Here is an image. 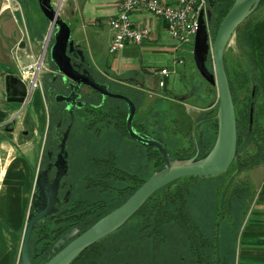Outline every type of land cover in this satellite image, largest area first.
Wrapping results in <instances>:
<instances>
[{"label":"trees","instance_id":"obj_1","mask_svg":"<svg viewBox=\"0 0 264 264\" xmlns=\"http://www.w3.org/2000/svg\"><path fill=\"white\" fill-rule=\"evenodd\" d=\"M233 2L234 0L209 1V7L212 10L209 24L214 29V36L220 21ZM263 4L264 0H261L257 8L235 29L234 38L238 50L236 54L237 60L231 57V51L234 50V46L232 45L228 46L224 54L225 68L236 107L238 128L236 156L232 163L236 162L239 170L245 166L264 163V14L259 15L256 13ZM209 60L208 56L207 64L210 67ZM89 67L98 80L108 82L106 77L96 73L97 69L93 64ZM249 83H252V85L248 93L240 96V90L247 88ZM162 87H164L163 84ZM99 94L102 97L100 92ZM101 97L97 101L98 104L92 106L94 111L88 112L87 123H89V128L95 125L96 131L100 134L107 123L114 122V125L119 130H123V128L125 130L126 110H122L120 103L123 99L107 96L103 100ZM110 98L116 99V103H111L109 101ZM110 105L115 107L116 110L111 112L109 110ZM251 105L254 107L252 124L250 123ZM168 107L170 105L161 99L150 103L149 107L144 111V115L158 112L161 118H163L160 121H164L165 119L170 122H173L172 120H180L179 116H176L173 111L170 112ZM217 112L218 105L213 109L202 112L197 117L195 125L198 129L202 122L208 121L212 128H214L213 140L206 139L201 132L199 139L196 137V145L198 147L194 149L178 148L171 154L172 157H189L194 155L198 148V157L204 156L211 149L217 135ZM163 127L167 128V125L163 123ZM169 128L172 131V136L178 130L177 127ZM141 129L161 140L164 138L168 139L161 132L148 130L145 122L141 124ZM249 145H254L255 149L253 151L246 150ZM244 150H246L245 153H242ZM145 157L147 161H153V171L164 166L162 154L153 145L147 146ZM93 162L96 174H90V176L85 178V182L89 188L101 189L98 190L100 193L88 189L89 192L95 193L96 199L92 201L87 199L88 196H93L87 192L88 194L85 197L80 195V199L74 200L71 207L65 208L58 213L59 217L57 221L50 220L54 224L55 230L60 229V232L64 233L76 226L81 230L86 229L98 218L121 204L147 178V176H141L124 169L118 162L116 155L106 154L105 148H103L101 154L95 156ZM228 170L229 168L224 172ZM211 176L213 175H187L162 186L151 194L127 221L116 230L86 247L69 264H177L173 261V258L171 259L173 242L169 238L170 228L173 229L176 225L184 233L185 238L182 240L187 239L186 249L188 248L192 254L193 261H203V258H205L207 259V264H213L214 261L215 264H218L220 262L218 228L222 222L220 219V216H222L221 207L224 205L227 196L233 194V192L235 195L241 193V190L245 192V188L240 185L232 187L231 183L226 184L219 200L220 190L218 191V201H216L217 204L214 208V235H206L194 214L191 199L194 195V185L196 182L200 178ZM112 180L119 183L115 182L113 184ZM112 188L116 194L108 198L105 192L107 189ZM225 195H227L226 198ZM229 200L228 197L230 211L231 202ZM219 202L220 204H218ZM243 209L245 212L246 207H243ZM46 225L51 226L50 223ZM42 227L44 226L42 225ZM38 230L37 243L40 241V237H42L40 229ZM36 232L37 230L33 232L30 239V251L33 260L37 264H42L48 257H38L37 255L43 253L46 247L50 248L51 240L55 239L57 235L53 238L44 236L48 239L42 241L40 249L35 248L38 244H35L36 241H34L33 249L32 242ZM45 234H49V231ZM180 242L183 243V241ZM204 249L206 257L203 255ZM209 249L210 253H212L213 249L214 256H208ZM183 254L184 252L182 254L180 252L177 253L178 259L181 261L185 257V261H189L190 255L184 256ZM226 259L225 256V260L223 258V261L225 262ZM219 264L223 263L220 262Z\"/></svg>","mask_w":264,"mask_h":264},{"label":"crops","instance_id":"obj_2","mask_svg":"<svg viewBox=\"0 0 264 264\" xmlns=\"http://www.w3.org/2000/svg\"><path fill=\"white\" fill-rule=\"evenodd\" d=\"M67 1V17L72 18L84 32L76 41L86 45L91 56L88 59L96 67V73L121 87H128L129 93L136 96L138 107L142 106L143 111L150 103L161 99L173 109L172 102L166 99L171 101L174 98L166 95L184 86L180 66L188 53H193L192 46L179 45L164 19L147 8H139L132 13L133 23L136 26L150 25V31L141 41L126 42L122 48L111 52V18L118 12V0ZM163 1L174 3L176 0ZM5 10V6H0V13ZM11 10L12 14L16 12L15 9ZM10 21L4 22L0 34H9ZM20 41L21 35L8 45L0 35V264L21 262L20 246L31 204L41 144L48 124V108L42 86L38 87L39 91L37 87L30 88L24 102L8 98L6 75H20L16 71L21 68L20 62L17 67L14 60ZM23 45L20 44L19 48L27 54V47L23 48ZM163 67H168V73L161 71ZM164 74L168 78L167 92L161 83ZM139 87L142 92L137 93ZM36 91L40 97L35 96ZM153 95L154 98L149 99ZM176 108L182 113L181 122H185L183 117L188 118V113L180 104ZM238 228L234 264H264V175L253 191Z\"/></svg>","mask_w":264,"mask_h":264},{"label":"water","instance_id":"obj_3","mask_svg":"<svg viewBox=\"0 0 264 264\" xmlns=\"http://www.w3.org/2000/svg\"><path fill=\"white\" fill-rule=\"evenodd\" d=\"M209 1L211 2L212 0ZM260 1L234 0L220 21L213 39H211L209 30V19L212 15V10L209 6L206 11L201 9L194 38L193 57L202 76L217 86L219 98L217 112L218 130L211 149L204 156L198 157V148L194 155L175 158L172 157L168 147L161 139L136 128L133 123L137 111L135 100L125 92L110 89L107 81L97 79L89 67L92 63L89 59L86 62L84 48L72 36L73 28L70 22L61 14L63 0H58V2L54 0H39L43 13L50 20L48 39L52 30L56 28L54 32L55 40L50 50V58L56 63L59 71L64 73L65 78L68 77L72 80V91L68 95L57 93V99H66L72 114L76 105L81 106L84 104L83 100H76L79 95L76 91L81 84L89 85L98 90L102 94L103 100L106 96L124 99L128 104L126 123L129 133L138 141L155 146L164 158V166L154 170L121 204L98 218L79 233V227L71 228L65 234V237L62 236L56 244L64 242L65 238L75 236L59 250L48 256V259L42 264H69L86 247L121 226L151 194L169 182L187 175H216L224 172L230 166L236 156L238 128L236 107L225 68L224 54L235 35L236 27L257 8ZM47 42L48 40L45 43V47ZM45 47L39 57V68L45 56ZM210 52L214 59V69H211L207 64ZM77 54H79L81 60L75 63L72 58ZM167 82V75L164 74L162 78L164 90L168 88ZM6 83L10 100L24 102L27 99L30 86L23 77L8 73L6 75ZM253 111L254 107L251 105V124L253 122ZM63 155L66 156L62 152L60 156ZM47 178V175L43 177L38 175L35 181L34 190L36 194L33 205L37 206V210H29L27 213L19 253L22 264H37L33 260L30 251V239L36 221L56 208L54 206V198L57 195V188L48 192L46 190ZM59 179L55 178L57 186Z\"/></svg>","mask_w":264,"mask_h":264},{"label":"rangeland","instance_id":"obj_4","mask_svg":"<svg viewBox=\"0 0 264 264\" xmlns=\"http://www.w3.org/2000/svg\"><path fill=\"white\" fill-rule=\"evenodd\" d=\"M58 2V0H54ZM0 6H5L7 10L0 13V31L2 30V26L5 21L10 20L8 24L9 34H0L3 39L4 43L11 45L16 38L21 35V41L24 42L23 48H26L25 51L22 48L16 47L15 50V63L17 67L24 66L26 64H35L39 61V54L44 51L45 43L48 40L49 35V25L48 22L50 21L49 18L43 13L39 0H0ZM15 9L16 12L12 14V10ZM257 14L261 15L264 14V4L256 11ZM61 14L70 22L73 33L72 36L79 38V36L84 34L78 28V24L68 15V1L63 0L62 7H61ZM209 30L211 39L214 38V29L209 24ZM85 50V54L87 57L90 56V52L86 48L85 44H81ZM234 46V50L231 51V57L235 60L237 54V48L235 44V38L233 37L231 43L228 46ZM228 48V47H227ZM35 53V58H34ZM209 64L210 68L214 69V59L212 53H209ZM18 59V60H17ZM13 60V61H14ZM20 62V65L18 63ZM13 63V66H16ZM45 63H41L43 68ZM47 66V63H46ZM16 68V67H15ZM19 74H22V67L16 70ZM180 73L181 78L183 79V87L176 92L167 93L166 96H170L174 99L168 100L167 102H172V107H177V104L182 106V109H185V112L188 113V118L183 117L182 121V113L180 110L171 109V106L168 107L170 112L173 111L176 116H179L181 120H169L165 119L164 121H160L161 116L158 112H151L149 115H144L143 122L148 127V130L154 132H161L165 137L162 141L166 144L168 149L171 151V154L178 148L182 149H194L198 147L196 145V137L199 139V134L202 132L203 136L206 139L213 140L214 138V128H212L211 124L208 121H204L201 123L200 127L197 129L195 127L197 123V116L205 112L209 109L215 108L219 103L218 98V89L215 84L210 83L206 80L202 74L200 73L199 69L196 66L193 53H188V56L184 58L180 66ZM252 83H249V86L245 89L240 90V96H244L248 93ZM41 87V86H40ZM113 90H123L125 93L130 92L129 88L126 86H119L116 82H111V87ZM39 88L37 87V90ZM164 89V87H163ZM39 91V90H38ZM35 96L40 97L39 92H35ZM155 95V94H154ZM153 96H149V99H153ZM165 95V94H164ZM35 97V98H37ZM100 96L96 98L98 101ZM109 101L111 103H116V99L110 98ZM121 107H125V102L120 101ZM163 106V105H162ZM186 107V108H185ZM167 108V109H168ZM141 109V110H140ZM143 108L142 106L137 111L135 116L138 117L141 115ZM180 112V113H179ZM169 116V115H168ZM88 116L82 110L79 116V124L82 130V134L80 135L82 141L80 142L81 146L78 149L76 146V154L77 150L80 156L76 157L78 163L77 170L80 169V175L85 171L83 175L78 177L76 183V192L74 193V197H85L89 192L88 189L94 192L97 191L100 193L101 190L99 188H89L85 183V174H89L91 171H94V162L92 160L93 157L98 156L102 153L103 148H105V153L115 154L116 158H118V162L120 165L129 171H137L139 170L142 176H149L153 172V161H147V158L138 157V149L136 148L134 141H124V137L118 131L119 129L116 127H111L110 125H105L101 130L100 134L96 132L95 125L91 128L86 127ZM155 119V120H154ZM147 122V123H146ZM153 122V123H152ZM163 123L167 125V128L163 127ZM113 125V124H111ZM169 127H177L178 130H175L176 133L172 134V131ZM196 129V130H195ZM85 144V145H84ZM137 149V150H136ZM179 149V150H180ZM255 149L254 145H249L246 150L253 151ZM130 150H133L136 155L131 156L129 155ZM244 150L242 153H245ZM146 151V149H145ZM92 155V156H91ZM88 156V157H87ZM84 157H87L84 159ZM264 163H260L257 165H249L238 169V164L236 162L232 163L228 168L229 170L226 172H222L220 175H213L207 178H200L196 184L194 185V195L192 196L191 203L193 206L194 214L199 221L200 225L202 226V230L206 235L213 236L214 235V216H215V206L217 204L216 201L219 200L221 196L222 190L225 188L226 184L228 185L231 183L232 187H237L236 185L243 186L245 188V192L241 190V193L238 194H231L229 196L225 195L226 201L224 205L221 207L222 216H220L221 224L218 228L219 233V248L218 253L220 254V262L223 264H234L235 263V248H236V236H238V224L243 216L244 209L243 207H247L249 201L252 199L253 191L258 186L260 179L264 175ZM80 165V167H79ZM91 165V167H90ZM262 165V166H261ZM227 170V169H226ZM96 172V171H95ZM70 179V178H69ZM119 183L117 181L112 180V183L115 184ZM85 190V191H84ZM220 190V195L217 200L218 191ZM93 196H88L87 199L90 201L96 199L95 193L89 192ZM78 194V195H77ZM115 190L107 189L105 195L107 197H111L115 195ZM230 203V211H229V202ZM220 204V202L218 203ZM243 209V210H242ZM222 217V218H221ZM51 226L54 224L49 222ZM38 230V229H37ZM39 231V230H38ZM39 232H36L33 238L32 246L34 249V241L37 240ZM41 235V233H40ZM171 241L173 242V254L171 259L177 264H207L205 261L196 260L193 261V256L190 253L189 249H186V240L184 239V233L180 230L179 226H174L173 229L170 228V237ZM180 241H183L180 242ZM185 241V242H184ZM35 244H38L35 248H41L42 241H36ZM234 246V250H233ZM36 249V250H37ZM207 250V249H206ZM182 254L184 252V256L190 255L189 261H185V257L183 260L180 261L177 257V253ZM187 252V254H186ZM210 249L208 250V256H214L213 249L212 253H210ZM181 256V255H180ZM226 261H223V258ZM177 257V258H176ZM182 259V258H181ZM213 259V258H211ZM233 259V260H232ZM228 260V261H227ZM218 262V264L220 263ZM215 264V261L213 262Z\"/></svg>","mask_w":264,"mask_h":264},{"label":"flooded vegetation","instance_id":"obj_5","mask_svg":"<svg viewBox=\"0 0 264 264\" xmlns=\"http://www.w3.org/2000/svg\"><path fill=\"white\" fill-rule=\"evenodd\" d=\"M48 25H50V21L48 22ZM55 29L56 28L52 30L49 36L47 45L45 47L46 50H45V56H44L43 62L44 63L46 62L47 66H45V68H42L41 70L42 72L41 71L39 72L40 80H41L42 87L45 93V100H46L47 108H48L47 110L48 111V122H47L48 124L45 129V132H44L45 136L41 144V154H40L38 166L36 168L35 181L38 175L42 177L44 175H47L48 178L46 180V190L48 192H51L53 189L57 188V195L54 198V202H55L54 206L56 208L53 209L50 213H48L43 218L36 221L33 232L37 229H40L41 236H42L40 237V241H43L44 239H48V238H45L44 236L49 237V238H53L56 235L57 236L55 237V239L51 240L52 243L50 244V248L46 247L43 250V253H41L40 255H37L38 257H44V256L48 257L52 255L55 251L59 250L62 246H64L69 240H71L75 236L74 235L69 238H65L64 242L60 244H56L57 241L62 236L65 237V234L69 230L63 233V232H60V229L55 230L56 229L55 226H48L46 224H48L50 220L57 221V218L59 217L58 213H60L65 208L71 207V204L74 200L80 199V197H77V198L74 197L75 195L74 193L76 192L77 179L78 177H80L81 175L85 173L84 171L80 175V169L79 171L76 169L78 166V163H76L77 161L76 157L80 156L78 153V150L76 154V148H77L76 146H78V149H79L81 146L80 142L82 141L80 137V135L82 134V130L79 124V116L82 110L86 113L87 116H89L88 112L90 111L91 113L92 111H94V108H92V106L98 104L96 101V98L100 95L98 90L92 88L89 85L81 84V86L77 88V91H76L77 93H79L76 100L77 101L83 100L84 104L81 106L76 105L73 114L70 111V108H69V105L66 99H57L56 97L57 93H63V94L68 95L72 91V82H71L72 80L68 77L65 78L64 73L59 71L56 63L52 61L50 58L51 46L55 40V37H54ZM22 43L24 42L20 41L17 47L19 48L20 44L22 46L23 45ZM40 55L41 54H39V56ZM85 58L87 62L88 61L87 55H85ZM72 60L75 63L79 62L81 60L79 54H77L76 56H73ZM19 76L23 77L22 74H20ZM111 82H114V81L108 80L109 87H111ZM141 87H143V85H141ZM141 90L142 89L139 87L137 89V93L142 92ZM115 91L124 92L123 90H115ZM164 91L167 92V90H164ZM127 94L130 95L135 100L136 105H137V111H138L139 107H138V102L136 101V96L135 97L132 96L129 92ZM110 97H114V96H110ZM116 98H119V97H116ZM122 101L125 102V107H122V110H126V118H127L128 104L124 99ZM87 107L90 109H88ZM109 110L112 112L116 110V108L111 106L109 107ZM137 111H136V114H137ZM143 115H144V111L142 110L141 115H139L136 118L134 116L133 123L136 126V128L139 130H142L141 124L143 123V120H144ZM106 125H110L111 127H116L114 125V122H109ZM125 125H126L125 130L123 128V130L121 129L118 131L122 134V136L124 137V141H127V143H129L130 140L135 142L136 148L138 149L137 156L140 157L141 159L144 158L145 152H146L145 149L147 148L148 145L135 139L129 133L126 122H125ZM86 127L89 128V123H86ZM62 152L65 153L66 156L64 155L60 156ZM130 152H131L129 153L130 157L136 155L135 152H133V150H130ZM59 156L63 158L60 159ZM87 157H84V159H86ZM94 158L95 157H93L92 160H94ZM95 171L96 170L91 171L87 175L85 174L84 177L86 178L90 176V174L95 175L96 174ZM133 172L142 176L139 170L133 171ZM55 178H60L58 180V186L55 183ZM34 186H35V182H34ZM35 194L36 192L33 188V194H32V199H31L29 210H37V206L33 205ZM44 223H46L45 224L46 226L44 225ZM42 225L44 227H42ZM47 231H49V234H45ZM81 231L83 230L79 228L78 233ZM60 233L62 234L60 235ZM203 255L206 257L205 249L203 250ZM206 260L207 259L203 258V261L206 262Z\"/></svg>","mask_w":264,"mask_h":264},{"label":"built area","instance_id":"obj_6","mask_svg":"<svg viewBox=\"0 0 264 264\" xmlns=\"http://www.w3.org/2000/svg\"><path fill=\"white\" fill-rule=\"evenodd\" d=\"M208 6L209 0H176L174 3H165L163 0H118V12L111 18L113 37L109 49L115 52L126 42L141 41L151 27L150 25H134L132 13L136 9L147 8L167 22L170 33L179 45L190 44L193 52L198 16L201 9L206 11ZM38 65L39 62L21 66L23 79L27 81L31 89L42 86L39 72L43 66L39 68ZM161 71L168 73L169 69L163 67Z\"/></svg>","mask_w":264,"mask_h":264}]
</instances>
